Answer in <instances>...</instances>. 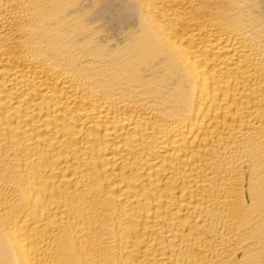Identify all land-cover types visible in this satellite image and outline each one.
I'll return each mask as SVG.
<instances>
[{
    "label": "bare ground",
    "instance_id": "1",
    "mask_svg": "<svg viewBox=\"0 0 264 264\" xmlns=\"http://www.w3.org/2000/svg\"><path fill=\"white\" fill-rule=\"evenodd\" d=\"M0 264H264V0H0Z\"/></svg>",
    "mask_w": 264,
    "mask_h": 264
}]
</instances>
